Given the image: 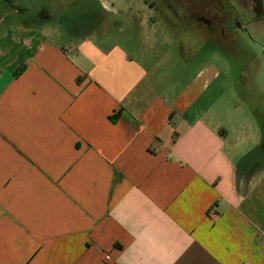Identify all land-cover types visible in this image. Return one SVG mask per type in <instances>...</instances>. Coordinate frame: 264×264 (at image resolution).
Here are the masks:
<instances>
[{
  "label": "crops",
  "instance_id": "0c3cea01",
  "mask_svg": "<svg viewBox=\"0 0 264 264\" xmlns=\"http://www.w3.org/2000/svg\"><path fill=\"white\" fill-rule=\"evenodd\" d=\"M232 1L260 28L264 0ZM6 11L22 20L0 38V264H264V136L254 166L233 162L197 111L217 71L186 82L107 43L119 11L101 0L70 38Z\"/></svg>",
  "mask_w": 264,
  "mask_h": 264
},
{
  "label": "rangeland",
  "instance_id": "374dc122",
  "mask_svg": "<svg viewBox=\"0 0 264 264\" xmlns=\"http://www.w3.org/2000/svg\"><path fill=\"white\" fill-rule=\"evenodd\" d=\"M7 1L13 5H30L31 12L23 16H35V23L55 39L88 34L96 28L100 12V0ZM101 1L119 11V14L110 13L108 27L100 30V33L106 31L107 43L120 44L146 64L163 60L162 67L182 70V80L186 82L197 71H217L218 76L202 94L197 111L211 125L224 131L226 148L236 165L254 166L257 147L264 136V18L258 28L232 0ZM9 3L0 0L4 14ZM215 3L217 28L215 36L210 37L206 30L196 28L197 19L202 16L208 20L205 11H212ZM190 7L202 12L190 11ZM42 11L47 14L38 15ZM4 14L0 13V38L7 21L22 20V15L9 14L1 22ZM116 21L124 23L126 28L116 29ZM7 45V39H0V51L2 48L5 51ZM3 63L0 60V68ZM261 166L264 168V164Z\"/></svg>",
  "mask_w": 264,
  "mask_h": 264
}]
</instances>
